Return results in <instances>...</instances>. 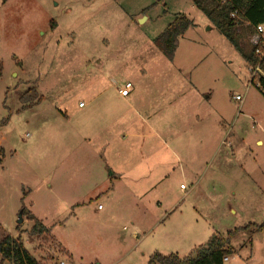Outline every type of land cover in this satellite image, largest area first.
<instances>
[{
    "label": "rangeland",
    "instance_id": "1",
    "mask_svg": "<svg viewBox=\"0 0 264 264\" xmlns=\"http://www.w3.org/2000/svg\"><path fill=\"white\" fill-rule=\"evenodd\" d=\"M178 15L194 27L170 61L154 41ZM249 68L192 0H0V242L21 237L39 264H148L155 247L195 258L245 227L225 264H264V89ZM157 137L171 151L155 163ZM115 142L131 146L109 158Z\"/></svg>",
    "mask_w": 264,
    "mask_h": 264
},
{
    "label": "trees",
    "instance_id": "2",
    "mask_svg": "<svg viewBox=\"0 0 264 264\" xmlns=\"http://www.w3.org/2000/svg\"><path fill=\"white\" fill-rule=\"evenodd\" d=\"M192 1L232 46L242 54L248 67H260L263 75H259L258 78L259 90L264 89V58L260 60L256 56L253 45L249 49H244L240 44V35L236 30L241 26L239 19L249 23L252 33L253 27L264 24V0H206V4L202 0ZM233 13H237L239 19L232 18ZM192 27H194L192 20L185 15H178L154 43L172 61L177 49L178 39ZM30 96L37 98L34 92L26 93L21 98L25 106L32 102ZM32 220L35 221L33 232L48 230L34 217H32ZM253 228L258 231L264 230V223L254 225ZM242 229H245V227L229 231L225 238L220 234L213 235L206 246H201L196 250L195 258H180L178 254L165 256L154 253L149 258L148 264H225L224 259L229 258L232 254V249L229 247L231 238ZM0 258L1 264L7 261L12 264H39L36 258L25 249L21 237L13 238L9 235L0 242Z\"/></svg>",
    "mask_w": 264,
    "mask_h": 264
},
{
    "label": "crops",
    "instance_id": "3",
    "mask_svg": "<svg viewBox=\"0 0 264 264\" xmlns=\"http://www.w3.org/2000/svg\"><path fill=\"white\" fill-rule=\"evenodd\" d=\"M144 20H147V18H144ZM142 21V20H141ZM127 84V83H126ZM125 84V85H126ZM125 87V86H124ZM133 88V86L130 88V90ZM124 89V88H123ZM120 90H122V89H119L118 90V96L117 97H121V100H123L124 101V99H126V98H128L129 96H130V93L128 94V96H126V97H124V96H122L121 94H120ZM129 90V91H130ZM115 92H116V90H114ZM117 93V92H116ZM91 100V99H90ZM92 101V100H91ZM86 108V105H84L83 103H80L79 104V109H85ZM153 109V108H152ZM152 109H150V113L149 114H151L150 115V117L151 116H153L154 114H156L157 113V110L155 109V110H152ZM109 110H107V112H108ZM125 116H126V114H125ZM149 117V122L151 121V118ZM152 122V121H151ZM126 124H127V122H125ZM122 125V124H121ZM128 125V124H127ZM144 126L146 127V128H148L149 130H151L153 133H152V136L153 135H157L156 134V132H155V130H154V128H153V126L151 125V123H148V121H147V123H144ZM113 130H117L118 128L117 127H113L112 128ZM167 129H169L168 131H171V128H165V135L167 136V137H169L171 134H167L166 132H167ZM133 136V138L134 139H149V135H146V134H139V133H137V134H133L132 135ZM151 137V136H150ZM157 140H158V143H154L153 145H151L150 146V157H149V159H151L150 161H152V162H155V163H157V159L159 158V160H162L161 158H163L167 153H169L170 151H171V147H170V145L166 142V141H164L163 139H161V138H158L157 137ZM256 145H258V146H261V145H263V141L261 140V139H258L257 141H256ZM112 146H115V148H116V150H115V152L114 153H111V154H109L108 155V157L109 158H112V157H116V158H118L119 157V155H125V149H127L129 146H131V143H127V144H119V143H117V142H115ZM138 146H139V144H138ZM144 146H147V143H145L144 144ZM140 147H141V144H140ZM159 151H160V153H159ZM122 152V153H121ZM106 159H108V158H106ZM110 160V159H109ZM118 161L119 160H121V159H117ZM155 165V164H154ZM152 172V171H151ZM115 174H117V179L118 178H120V179H122L121 177H123V175L124 174H122V173H112L111 174V177H115ZM182 186V185H181ZM182 189V188H181ZM99 210V209H98ZM104 210V208H102L101 210H99V211H103ZM231 212L232 213H235L236 214V209H232L231 210ZM143 241V240H142ZM142 241H140L139 242V246H141V244L143 243L144 244V241L142 242ZM149 252H152V249H151V251H143L142 253H141V255L142 256H145L147 253H149ZM154 253H160V249H158L157 247H155V249H154V251H153V253H151L152 255L154 254ZM150 254V257L152 256ZM161 254V253H160ZM228 261H229V259H228ZM227 261V262H228ZM90 264H102L101 262H99V261H96L95 263H90Z\"/></svg>",
    "mask_w": 264,
    "mask_h": 264
},
{
    "label": "built area",
    "instance_id": "4",
    "mask_svg": "<svg viewBox=\"0 0 264 264\" xmlns=\"http://www.w3.org/2000/svg\"><path fill=\"white\" fill-rule=\"evenodd\" d=\"M232 18H238V14L237 13H233L231 15ZM240 22L242 24H246L247 26H249V23L246 22L245 20H241L239 19ZM251 44L254 47L255 50V54L256 56L262 60L264 58V24H260L258 26L253 27V37H252V42ZM249 70H251L253 77H252V81L255 80V77L257 76V78H259V75H263L261 69L259 66L255 67V68H249ZM132 87V85L130 83H127L124 87V89L120 90V94L124 97L128 96L129 94V90ZM236 100H241V98L239 96H236L235 98ZM182 189H184L185 187L182 185L181 186ZM103 207L102 205L98 206V209L101 210ZM228 258L224 259V262H227ZM57 264H76V263H68L66 261H58Z\"/></svg>",
    "mask_w": 264,
    "mask_h": 264
},
{
    "label": "water",
    "instance_id": "5",
    "mask_svg": "<svg viewBox=\"0 0 264 264\" xmlns=\"http://www.w3.org/2000/svg\"><path fill=\"white\" fill-rule=\"evenodd\" d=\"M19 223H22V219L20 218V222Z\"/></svg>",
    "mask_w": 264,
    "mask_h": 264
}]
</instances>
